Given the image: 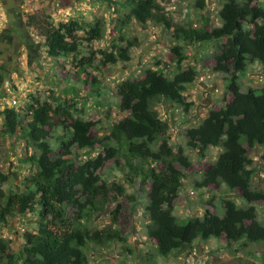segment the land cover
<instances>
[{
	"label": "trees",
	"instance_id": "obj_1",
	"mask_svg": "<svg viewBox=\"0 0 264 264\" xmlns=\"http://www.w3.org/2000/svg\"><path fill=\"white\" fill-rule=\"evenodd\" d=\"M220 1V25L215 27H210L204 17L198 27L174 26L158 0L118 3L123 11L118 37L108 50L97 52V63L111 66L128 62L134 39H127L122 28L131 20L141 25L153 21L167 30L172 29L176 43L170 48V55L175 72L168 75L162 69H147L140 79L118 83L114 93L123 117L110 125L107 134L97 136L98 122L74 117L75 105L65 102L52 109L34 99L25 115L15 109L1 112L4 121L0 136L18 133L25 140L27 151L34 148L24 160L32 173L24 179L21 191L5 197L2 185L7 177L0 173V225L4 226L8 217L24 215L28 210L36 211L39 218L34 224L36 232L28 234L27 244L20 251L21 264H88L86 249L90 245L103 247L126 242L112 226L102 229L88 226L94 214L107 206L113 192L123 193L120 185L102 178L107 163L127 168L131 176L141 179L140 186L147 187L145 212L149 223L144 231L159 258L190 249L197 240L224 239L227 245L264 241V224L257 220L255 208V204L264 205V190L251 187L256 169L249 157L257 147L264 148V86L244 88L238 81V76L244 74L253 61H257L264 72V0ZM206 2L194 0V8L202 12ZM75 24L44 27L41 30L44 47L48 57L67 58L75 63L76 76L89 75V68L98 70L99 66H93L91 56L80 55L81 42L73 32ZM79 29L85 32L84 40L90 44L101 40L104 23L101 20L92 24L81 22ZM218 41L224 42L214 57V71L225 76L228 100L224 107L209 110L198 126L185 129L183 136L187 147L201 156L210 148L221 150L195 186L223 184L239 193L246 206L239 207L233 200L226 199L222 216L206 210L202 217L178 220L173 215L174 205L184 176L182 170L190 167V161L180 148L175 155L168 143V123L160 119L153 105L164 100L188 113L192 102L186 100L183 92L195 81L197 71L193 67H182L186 60L184 46ZM89 76L90 79L81 82L88 89V95L96 97L97 105H102L98 98L105 90L95 76ZM60 118L62 120L55 121ZM51 139L59 147L56 153ZM96 149L95 158L76 160L80 151ZM149 161L159 164L161 169H143L138 165V162ZM15 258L17 255L10 252L8 242L0 238V261L14 264ZM261 264H264V255Z\"/></svg>",
	"mask_w": 264,
	"mask_h": 264
},
{
	"label": "rangeland",
	"instance_id": "obj_2",
	"mask_svg": "<svg viewBox=\"0 0 264 264\" xmlns=\"http://www.w3.org/2000/svg\"><path fill=\"white\" fill-rule=\"evenodd\" d=\"M121 1L123 0H20L19 10L25 34L32 44L37 45V53L33 57L24 46H19L16 50L13 43L8 41V32L3 36L0 34L3 41V45H0V130L3 128L1 112L4 109H15L25 115L33 105V100L38 99L52 109H56L59 104L75 105L72 115L98 122L96 135L101 136L108 133L113 122L123 117L116 105L114 93L118 83L125 79H140L147 69H162L168 75L175 72L170 55V48L176 43L172 38V29L167 30L153 21L141 25L131 20L122 28L127 39H134L128 62H118L111 66H100L97 63V52L108 50L112 41L118 37L123 16V11L118 6ZM158 3L174 26L198 27L202 23L201 17L208 20L210 27L220 25V0H207V6L202 12L194 8V0H158ZM6 7L0 2V31L5 25ZM96 20L103 21L104 33L101 40L88 44L84 40L85 32L79 29V23L92 24ZM69 22L76 23L73 32L81 42L80 55L91 56L94 59L93 66H99L98 70L89 68L88 72L101 82L105 90L98 98L102 105H97L96 97H90L88 89L81 82L86 78L90 79L89 75L81 73L76 76L77 65L70 59H53L46 54L41 30L47 26L59 28ZM223 42L184 46L186 60L182 67H193L197 71L195 81L187 85L183 92L186 100L192 102L188 113L164 100L153 105L160 119L168 123V143L175 155L180 148L190 161V167L182 170L184 176L174 205L173 215L178 220L189 216L202 217L206 210L222 216L223 201L226 199L233 200L239 207L246 206L239 193L229 190L223 184L204 188L195 186L221 150L210 148L201 156L198 151L187 147L183 136L185 129L198 126L209 110L224 107L228 100L225 76L214 71V57ZM5 62L9 68L3 65ZM238 78L239 85L244 88L260 89L264 86V72L257 61L249 63L245 73ZM59 120L62 118L55 119L56 122ZM50 144L56 153L59 150L56 141L51 139ZM33 151L34 148L26 150L25 140L18 133L9 137L0 136V173L7 177L2 185L5 197L23 189L24 179L32 173L24 160ZM97 153V149L80 151L76 160L82 162L87 158L93 159ZM263 155L264 148L258 147L249 153L256 169L251 183L255 190H264ZM138 165L143 169H161L159 164L150 161L138 162ZM102 178L120 185L123 193L117 195L113 192L107 206L94 214L88 226L92 229L112 226L126 242H113L103 247L90 245L86 249L88 264H261L264 241L247 244L240 241L227 245L224 239L197 240L190 249L173 252L166 258L157 257L155 246L147 239L144 231L145 225L149 223L145 212L148 203L147 187L140 186L141 179L131 176L127 168L121 169L112 163L106 164ZM255 208L257 220L264 224V205L255 204ZM37 221L39 218L36 211L28 210L24 215L8 217L6 224L0 225V238L7 241L10 252L17 255L14 264H21L20 251L27 244L28 234L36 232L34 224ZM6 261H0V264H6Z\"/></svg>",
	"mask_w": 264,
	"mask_h": 264
},
{
	"label": "flooded vegetation",
	"instance_id": "obj_3",
	"mask_svg": "<svg viewBox=\"0 0 264 264\" xmlns=\"http://www.w3.org/2000/svg\"><path fill=\"white\" fill-rule=\"evenodd\" d=\"M2 6H7L6 9V21L5 25L3 26V29L0 31V34L3 36L5 32H8V41L10 43H13L14 48L16 50L20 46H24L27 50V53L34 57L36 56V46L32 44L30 39L26 37L25 34V26L22 23L21 19V13L19 10V4L20 0H0ZM13 22H16V24H13ZM0 45H3L2 37H0ZM5 60V58H4ZM3 65H5L6 68H9L7 63L5 62ZM2 78V77H1Z\"/></svg>",
	"mask_w": 264,
	"mask_h": 264
},
{
	"label": "built area",
	"instance_id": "obj_4",
	"mask_svg": "<svg viewBox=\"0 0 264 264\" xmlns=\"http://www.w3.org/2000/svg\"><path fill=\"white\" fill-rule=\"evenodd\" d=\"M13 102V104L15 103V101H12Z\"/></svg>",
	"mask_w": 264,
	"mask_h": 264
}]
</instances>
